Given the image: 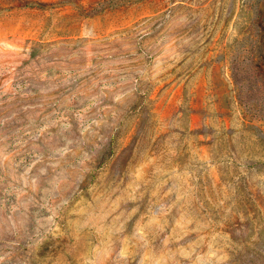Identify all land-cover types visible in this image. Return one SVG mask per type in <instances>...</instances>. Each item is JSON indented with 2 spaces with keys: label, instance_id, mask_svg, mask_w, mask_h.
<instances>
[{
  "label": "rangeland",
  "instance_id": "1",
  "mask_svg": "<svg viewBox=\"0 0 264 264\" xmlns=\"http://www.w3.org/2000/svg\"><path fill=\"white\" fill-rule=\"evenodd\" d=\"M264 0H0V264H264Z\"/></svg>",
  "mask_w": 264,
  "mask_h": 264
},
{
  "label": "trees",
  "instance_id": "2",
  "mask_svg": "<svg viewBox=\"0 0 264 264\" xmlns=\"http://www.w3.org/2000/svg\"><path fill=\"white\" fill-rule=\"evenodd\" d=\"M259 15L262 16V17L264 18V12H260Z\"/></svg>",
  "mask_w": 264,
  "mask_h": 264
}]
</instances>
